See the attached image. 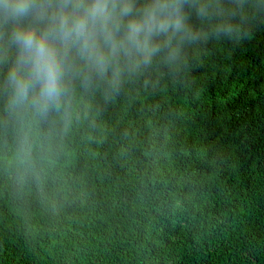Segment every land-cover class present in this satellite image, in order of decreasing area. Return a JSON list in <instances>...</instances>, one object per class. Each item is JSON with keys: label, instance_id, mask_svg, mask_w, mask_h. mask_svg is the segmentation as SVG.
<instances>
[{"label": "trees", "instance_id": "1", "mask_svg": "<svg viewBox=\"0 0 264 264\" xmlns=\"http://www.w3.org/2000/svg\"><path fill=\"white\" fill-rule=\"evenodd\" d=\"M230 25L27 133L0 97V264H264V5Z\"/></svg>", "mask_w": 264, "mask_h": 264}, {"label": "clouds", "instance_id": "2", "mask_svg": "<svg viewBox=\"0 0 264 264\" xmlns=\"http://www.w3.org/2000/svg\"><path fill=\"white\" fill-rule=\"evenodd\" d=\"M253 0H0V97L25 132L81 89H117L233 30ZM29 150V136L21 151Z\"/></svg>", "mask_w": 264, "mask_h": 264}]
</instances>
